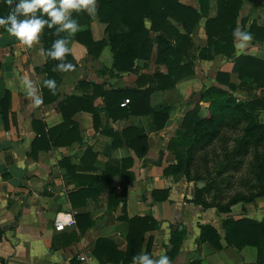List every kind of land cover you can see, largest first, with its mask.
<instances>
[{
	"label": "crops",
	"instance_id": "crops-1",
	"mask_svg": "<svg viewBox=\"0 0 264 264\" xmlns=\"http://www.w3.org/2000/svg\"><path fill=\"white\" fill-rule=\"evenodd\" d=\"M167 1L182 17L175 2L198 13L196 20L184 17L192 45L181 58V63H193L194 73L173 85L167 74V59L173 56L159 54L154 40L131 69L113 66L107 22L100 20L97 2L94 14L83 8L71 10L79 27L68 36L65 57L73 67L62 71L57 67L62 61L55 58L54 90L43 83L48 74L37 70L46 62L40 39L30 45L19 39L0 45V99L10 93L7 125L0 113V264H97L93 251L102 238L113 245L102 255L104 264H124L118 253L127 248V219L134 216L157 222L146 228L139 242V253H144L150 241L153 259L164 253L171 264H258L255 246L228 244L222 222L226 217L261 221L264 204H258V210L246 204L247 211L221 212L212 203L193 201L184 172L164 170L176 161L168 143L177 135L185 111L203 89L226 87L218 82L217 73H228V80L237 85L233 57L243 54L264 61L260 31L247 41L233 34L236 28L247 31L251 24L264 27V0H230L229 7L238 13L224 25V16L208 22L218 15V0ZM11 8L7 0H0V16ZM150 21L147 17L144 25L149 27ZM166 22L186 33L182 21L170 13ZM124 27L118 25L115 31ZM220 31L229 33V46L224 48L229 57L220 50L222 42L216 43ZM157 32L150 31V37ZM0 36L13 35L0 25ZM170 40L175 46V39ZM156 74L164 76L162 88ZM25 79L34 82L42 103L33 102ZM136 89L146 92L140 97ZM233 94L247 99L264 96V90L254 83L251 89L237 86ZM125 98H134L132 107L131 100L120 105ZM164 107L168 118L156 128L153 114ZM59 212L70 213L75 223L56 229ZM207 224L218 230L219 247L200 238L201 226ZM177 225L183 226L185 235L172 250L171 231Z\"/></svg>",
	"mask_w": 264,
	"mask_h": 264
},
{
	"label": "trees",
	"instance_id": "trees-1",
	"mask_svg": "<svg viewBox=\"0 0 264 264\" xmlns=\"http://www.w3.org/2000/svg\"><path fill=\"white\" fill-rule=\"evenodd\" d=\"M200 3L203 0H199ZM220 4V10L218 15L214 19L208 20V22L221 19V22L227 24L228 21H234L238 11H232L229 7L230 0H218ZM235 1V0H234ZM239 1V0H238ZM98 3V15L100 20L107 22L106 30L108 31V42L114 53L113 66L118 70L131 69L135 58H143L146 44L154 40L157 42L158 53L165 55V57H172L173 59H167L168 72L170 77V83L173 85L175 81L185 75L194 73V65L191 62L181 63V58L187 55L186 46L192 45L191 37L189 36L190 28L186 24V18H192L196 20L198 13L195 9L187 7L175 2L176 8H180L184 12L185 16L182 17L176 13L172 3L167 0H95ZM178 6V7H177ZM75 12V10H74ZM170 13L176 19L181 20L184 27H186V33H181L176 27L166 22V16ZM37 15H43L47 17V13H41L37 9ZM150 18V25L146 27L144 25V19ZM118 25H125L119 31H115ZM58 25L53 24L52 27L44 25L42 28L39 39L43 42V47L46 55V62L37 68L48 74V78H53L52 65L55 58L48 55L47 49L52 45V42L58 37L67 35L66 30L57 32ZM158 31L157 34L151 38L150 31ZM261 32V37H264V27L259 28L254 24H251L247 32L251 35H257ZM83 32H87V28ZM80 31V33H83ZM77 34V33H76ZM229 33L227 31H220V40L216 41L219 45L221 43V51L226 52V56L229 57L227 48L229 46ZM211 37V34H209ZM171 38L175 39V46L171 43ZM95 42H88L89 45H93ZM101 41L99 44H103ZM98 44V45H99ZM65 53L64 59H69ZM231 57V56H230ZM234 65L233 70L238 73L239 83L233 84L228 80L229 74L225 72H218L216 78L218 82L225 84L226 87L211 85L203 89L199 94V99L194 105L185 111L183 119L180 123V128L177 131V135L174 136L168 143V148L171 149L176 161L169 164L164 172H184L185 177L189 175V169L186 168L188 162L192 160V153L197 149L198 145H202L203 142H208L215 137H218L223 127L229 124H239L246 122L245 132L249 135V139L253 144L260 145L264 143V121H259L257 115L260 111L264 110V96L255 95L252 98L240 99V96L233 94V91L238 86L243 89H251L252 85L260 87L264 90V61L252 57L240 54L233 57ZM164 76L162 74H156V80H158V86L162 88L165 86V82L161 81ZM146 90H137L136 94L142 96ZM243 98V97H242ZM130 106H133L134 98H128ZM205 104L204 110L202 106ZM10 104V93L7 91L2 99H0V113L3 117L5 125L6 112ZM206 113V114H204ZM156 128L164 126L168 112L164 107L159 110H155L153 114ZM69 120V118H67ZM193 201H201L203 205L208 203L203 202L201 198L194 196ZM220 210L226 211L223 207H219ZM218 209V210H219ZM219 210V211H220ZM129 223L127 238V248L124 252L118 253V260L123 261L124 264L132 261V256L139 253V242L143 237V233L148 227L154 226L157 222L149 216H134L127 219ZM151 221L152 223H148ZM222 227L225 230L224 238L228 244L240 247L243 244H249L256 247L258 264H264V218L261 221H255L248 218L233 219L232 217H226L222 222ZM0 230V238H1ZM185 233L182 225L171 231V243L172 250L177 249L181 239ZM200 238L202 240H208L216 246H220L219 238L220 234L218 230L210 225L201 226ZM110 242L106 239H98L94 248L93 254L97 258V264H104L105 259L102 255L105 253V249L109 248ZM110 246H113L110 244ZM146 252L150 255V241H148Z\"/></svg>",
	"mask_w": 264,
	"mask_h": 264
},
{
	"label": "rangeland",
	"instance_id": "rangeland-1",
	"mask_svg": "<svg viewBox=\"0 0 264 264\" xmlns=\"http://www.w3.org/2000/svg\"><path fill=\"white\" fill-rule=\"evenodd\" d=\"M257 119L264 121V111ZM245 126L241 122L223 127L218 137L197 146L186 166L193 197L227 209H219L224 213L247 211L246 204L258 210V204H264V143L253 144Z\"/></svg>",
	"mask_w": 264,
	"mask_h": 264
},
{
	"label": "clouds",
	"instance_id": "clouds-1",
	"mask_svg": "<svg viewBox=\"0 0 264 264\" xmlns=\"http://www.w3.org/2000/svg\"><path fill=\"white\" fill-rule=\"evenodd\" d=\"M12 5L6 16H0V25L7 27V31L25 44H32L39 39V33L44 25L52 27L58 25L56 31L67 30V35L58 37L47 49L52 58L62 62L57 65L60 70H68L73 67L70 61H64V55L69 51L67 46L68 36L78 30L77 21L71 17V10L85 9L89 14L95 13V0H7ZM37 9L41 13H47L49 19L43 15H37ZM234 36L242 41L251 39V33L239 28L234 29ZM49 89L54 90L55 80L48 78L43 82ZM25 89L33 97L35 104L42 103L43 97L36 95V86L33 81L25 79ZM133 264H171L169 257L161 253L153 259L147 252L137 253L132 256Z\"/></svg>",
	"mask_w": 264,
	"mask_h": 264
},
{
	"label": "built area",
	"instance_id": "built-area-1",
	"mask_svg": "<svg viewBox=\"0 0 264 264\" xmlns=\"http://www.w3.org/2000/svg\"><path fill=\"white\" fill-rule=\"evenodd\" d=\"M128 102H129V99L125 98L120 102V105L124 106ZM74 223H75V219L70 213L59 212L55 216L54 226L56 229H63L65 226H71ZM79 258L80 260L85 261L87 257L85 255H80Z\"/></svg>",
	"mask_w": 264,
	"mask_h": 264
},
{
	"label": "water",
	"instance_id": "water-1",
	"mask_svg": "<svg viewBox=\"0 0 264 264\" xmlns=\"http://www.w3.org/2000/svg\"><path fill=\"white\" fill-rule=\"evenodd\" d=\"M18 38H16L14 35L11 37H5V36H0V45H4L6 43L9 42H14L15 40H17Z\"/></svg>",
	"mask_w": 264,
	"mask_h": 264
}]
</instances>
